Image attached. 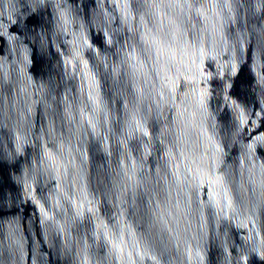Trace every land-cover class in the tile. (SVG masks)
Listing matches in <instances>:
<instances>
[{
	"label": "water",
	"instance_id": "water-1",
	"mask_svg": "<svg viewBox=\"0 0 264 264\" xmlns=\"http://www.w3.org/2000/svg\"><path fill=\"white\" fill-rule=\"evenodd\" d=\"M0 264H264V0H0Z\"/></svg>",
	"mask_w": 264,
	"mask_h": 264
}]
</instances>
